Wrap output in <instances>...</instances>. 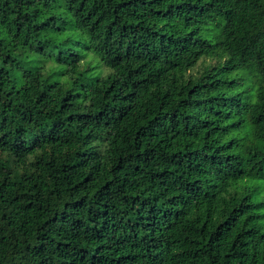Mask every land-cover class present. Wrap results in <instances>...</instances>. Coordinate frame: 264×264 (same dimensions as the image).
<instances>
[{
	"label": "trees",
	"instance_id": "obj_1",
	"mask_svg": "<svg viewBox=\"0 0 264 264\" xmlns=\"http://www.w3.org/2000/svg\"><path fill=\"white\" fill-rule=\"evenodd\" d=\"M0 264H264V0H0Z\"/></svg>",
	"mask_w": 264,
	"mask_h": 264
},
{
	"label": "rangeland",
	"instance_id": "obj_2",
	"mask_svg": "<svg viewBox=\"0 0 264 264\" xmlns=\"http://www.w3.org/2000/svg\"><path fill=\"white\" fill-rule=\"evenodd\" d=\"M204 67V63H200V65L197 66L195 72L202 70Z\"/></svg>",
	"mask_w": 264,
	"mask_h": 264
}]
</instances>
